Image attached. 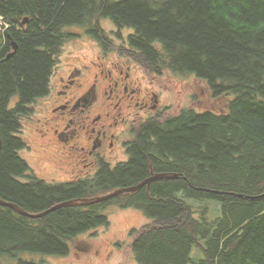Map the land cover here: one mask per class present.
Instances as JSON below:
<instances>
[{
	"label": "trees",
	"instance_id": "obj_1",
	"mask_svg": "<svg viewBox=\"0 0 264 264\" xmlns=\"http://www.w3.org/2000/svg\"><path fill=\"white\" fill-rule=\"evenodd\" d=\"M98 16L127 31L120 50L147 74L191 77L222 107L152 116L131 132L126 162L47 184L18 154L21 122L50 93L66 29L99 39ZM0 20L2 201L39 213L175 176L40 218L0 205V264L67 256L78 236L108 226L112 206L148 219L130 230L137 264H264V0H0Z\"/></svg>",
	"mask_w": 264,
	"mask_h": 264
},
{
	"label": "rangeland",
	"instance_id": "obj_2",
	"mask_svg": "<svg viewBox=\"0 0 264 264\" xmlns=\"http://www.w3.org/2000/svg\"><path fill=\"white\" fill-rule=\"evenodd\" d=\"M95 23L99 27L95 32L99 39L90 33L87 26H73L66 29L69 36L61 45L57 64L50 79V87L53 86L54 89L50 90L45 98L35 101L28 116H25L21 122V137L26 147L18 154L26 161L35 176L47 184L56 185L82 177L88 169L77 160L82 156L81 153L75 154L74 151L73 154L71 149L57 143L50 135V127L53 120L55 121L52 117L59 113L57 104L63 98V95H60V98L55 99L58 79L61 75L66 78L68 70L72 68L80 70V73L75 76L76 85L80 84L83 89L91 88L90 85L95 81L97 88L101 90L100 93H103L109 90L114 81H117L126 84L130 90L136 92L133 95V100L130 101L131 107L127 104L121 112L113 107L114 101H109L105 96H100V99L103 98V100L96 101V107L86 108L91 110L90 115H94L99 111L98 109L106 110L105 106H108L107 110L111 114H120V117L125 120L126 124L124 126L118 124L119 127L129 125L134 119L135 123H131V125H137L141 118L146 116H173L183 108H192L196 111H217L222 107L220 101H209L200 81L191 77H178L166 70L161 71L158 77L153 78L132 57L130 58L133 60V65L130 67L126 81V62L123 59L117 60L115 56L104 57L107 54L102 51L106 45H109L110 49L106 50L107 53L116 52L127 57L128 55L120 50V45H124L121 40L125 39L127 31L122 29L117 35L119 32L117 28L101 16L97 17ZM102 30L107 34L106 38ZM112 42L116 45H111ZM116 64L123 65L121 74L113 68V65ZM108 69L112 70L114 77L110 80L106 78ZM101 70L104 71L103 74H100ZM73 90L74 88L71 89V91ZM146 93L150 95V98L147 102L148 107L144 108L141 106ZM153 95L156 96V103L151 100ZM121 102L123 103L122 96ZM153 105L154 107L156 105L157 111L149 110V107ZM54 112L55 114H53ZM82 117L87 121L86 115L82 114ZM113 130L114 127L111 131ZM83 135L86 136V133ZM128 138L130 139V137ZM121 139L124 141V138L121 137ZM73 142L74 140L70 139L67 143L72 144ZM124 153H120L117 149L108 153V162L111 166L115 165L116 158L124 160ZM106 216L109 221L107 227H101L94 232L78 236L70 243L67 256L46 258L47 264H137L130 250L134 237L130 236V230L145 225L148 219L139 211L129 207L126 209L109 207L106 210ZM192 254L193 256L194 254L199 255L196 247L192 249Z\"/></svg>",
	"mask_w": 264,
	"mask_h": 264
},
{
	"label": "flooded vegetation",
	"instance_id": "obj_3",
	"mask_svg": "<svg viewBox=\"0 0 264 264\" xmlns=\"http://www.w3.org/2000/svg\"><path fill=\"white\" fill-rule=\"evenodd\" d=\"M26 22L27 21L22 22L23 26ZM111 45L116 44L112 42ZM108 47L109 45H106V48L102 51L107 54L104 57L115 56L117 60L123 59L126 62L127 69L125 72V80L127 81L130 67L133 65L132 62L125 56L119 55L116 52L107 53L106 50L110 49ZM121 66L123 65L116 64L113 65V68L117 69L121 74ZM67 73L66 78L61 75L58 79V89L55 91V99L60 98V95H63V98H61L57 104L59 113L52 117L55 121L53 120V124L50 127L51 137L54 138L57 143H61L64 147L67 146L71 149L73 154L74 151L75 154H82L77 160L82 163L83 167H88V169L85 174L86 176L84 175L79 178L92 175L101 165H111L108 162V153H112L116 149L120 153L125 152V158L124 160H117L116 158V162L114 161L115 165L126 162L128 159L126 146H128L129 142L132 140L130 135L131 132L150 117L146 116L141 118L137 125H131V123H135L134 119L129 125L127 124L125 127H119L118 124H122L120 126L126 124L125 120L120 117V114H111L107 110L108 106H105L106 110L98 109L99 111L94 115H90L91 110L86 108H92L95 106L96 101L103 100V98L100 99V96H105L109 101H114L113 107L119 109L121 112L122 108L126 107L127 104L131 107L130 101L133 100V95L136 92L130 90L126 84L118 83L117 81H114L109 90L103 93H100L101 90L97 88L95 81L90 85L91 88L83 89L80 84L76 85L75 76L80 73V70L72 68L68 70ZM103 73L104 71L101 70L100 74ZM106 78L109 80L114 78L111 69L107 70ZM73 88L74 90L71 91ZM52 89H54L53 86L51 90ZM146 92L148 91L146 90ZM121 96L123 97V103L121 102ZM148 98H150V95L146 93L142 99L143 104L141 107H148ZM155 98L156 96L153 95L151 99L154 103L157 102ZM136 105H138V103H136ZM155 107L154 105L150 106L149 110L157 111ZM53 114H55V112ZM82 114L87 116V121L82 117ZM112 127H114L113 131H111ZM85 133L86 136L83 135ZM121 137L124 138V141H122ZM128 137H130V139ZM70 139L74 140L72 144L67 143Z\"/></svg>",
	"mask_w": 264,
	"mask_h": 264
},
{
	"label": "water",
	"instance_id": "obj_4",
	"mask_svg": "<svg viewBox=\"0 0 264 264\" xmlns=\"http://www.w3.org/2000/svg\"><path fill=\"white\" fill-rule=\"evenodd\" d=\"M0 25H1V20H0ZM12 47H13V50L8 55L12 54L15 51L16 45L14 43L12 44ZM163 178H175V176L174 177L173 176H166L165 174L152 175L136 186L116 189V190H114L108 194L98 196V197L94 198L92 201L88 202L86 200H80V201L71 200V201H67V202H61V203L55 204V205L51 206L50 208H48L42 212H39V213L25 212L22 209H20L19 207H17L16 205L9 203V202L2 201L1 199H0V205L5 206V207H9V208L13 209L15 212H17L18 214L29 217V218H40V217H43L46 214H48V213H50L56 209H59L62 207L88 205V204H92V203H96V202L106 201L108 199H111V198L116 197L117 195H120L123 193L134 192V191L139 190L143 186L148 185L150 182H152L154 180L163 179Z\"/></svg>",
	"mask_w": 264,
	"mask_h": 264
},
{
	"label": "crops",
	"instance_id": "obj_5",
	"mask_svg": "<svg viewBox=\"0 0 264 264\" xmlns=\"http://www.w3.org/2000/svg\"><path fill=\"white\" fill-rule=\"evenodd\" d=\"M198 252H199V251H198ZM194 255H195V256H199V255L201 256V252H199V255H197V254H194Z\"/></svg>",
	"mask_w": 264,
	"mask_h": 264
}]
</instances>
